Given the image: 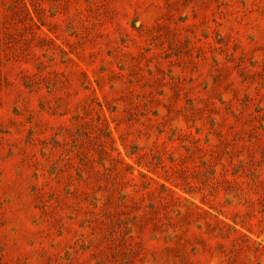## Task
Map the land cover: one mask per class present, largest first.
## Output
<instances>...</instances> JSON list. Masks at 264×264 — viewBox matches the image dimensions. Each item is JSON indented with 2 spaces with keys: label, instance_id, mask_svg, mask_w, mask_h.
Returning a JSON list of instances; mask_svg holds the SVG:
<instances>
[{
  "label": "rangeland",
  "instance_id": "obj_1",
  "mask_svg": "<svg viewBox=\"0 0 264 264\" xmlns=\"http://www.w3.org/2000/svg\"><path fill=\"white\" fill-rule=\"evenodd\" d=\"M0 264H264V0H0Z\"/></svg>",
  "mask_w": 264,
  "mask_h": 264
}]
</instances>
